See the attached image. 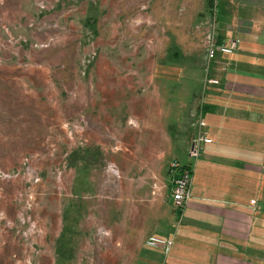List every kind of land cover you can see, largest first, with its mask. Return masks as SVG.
<instances>
[{"label":"rangeland","instance_id":"374dc122","mask_svg":"<svg viewBox=\"0 0 264 264\" xmlns=\"http://www.w3.org/2000/svg\"><path fill=\"white\" fill-rule=\"evenodd\" d=\"M205 3L0 0V264H144L201 119Z\"/></svg>","mask_w":264,"mask_h":264},{"label":"crops","instance_id":"0c3cea01","mask_svg":"<svg viewBox=\"0 0 264 264\" xmlns=\"http://www.w3.org/2000/svg\"><path fill=\"white\" fill-rule=\"evenodd\" d=\"M182 1L207 9L205 0ZM215 13L219 40L237 48L209 57L198 110L206 126L191 138L203 130L210 142L189 202L177 212L171 200L165 226L152 234L171 240L168 252L155 245L144 264H264V0H216Z\"/></svg>","mask_w":264,"mask_h":264},{"label":"built area","instance_id":"2783aa9c","mask_svg":"<svg viewBox=\"0 0 264 264\" xmlns=\"http://www.w3.org/2000/svg\"><path fill=\"white\" fill-rule=\"evenodd\" d=\"M237 48V41L230 40L220 41L217 35L211 38L209 57L214 56L217 51L223 53H233ZM206 126L205 120L200 119L199 127L204 129ZM210 142V138L207 137L205 131L200 130L197 134L192 136L189 148L188 156L189 162L184 164L179 159H173L168 165V173L171 179V200L172 206L177 212H181L191 198L192 187V175L195 163L199 156L202 154L203 145ZM152 244L162 247L165 253L168 252L171 246L170 239H158L152 238Z\"/></svg>","mask_w":264,"mask_h":264},{"label":"trees","instance_id":"16d2710c","mask_svg":"<svg viewBox=\"0 0 264 264\" xmlns=\"http://www.w3.org/2000/svg\"><path fill=\"white\" fill-rule=\"evenodd\" d=\"M212 5V3H210Z\"/></svg>","mask_w":264,"mask_h":264}]
</instances>
